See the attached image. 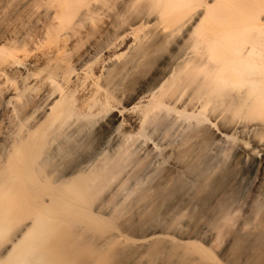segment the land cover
Masks as SVG:
<instances>
[{
    "label": "bare ground",
    "instance_id": "obj_1",
    "mask_svg": "<svg viewBox=\"0 0 264 264\" xmlns=\"http://www.w3.org/2000/svg\"><path fill=\"white\" fill-rule=\"evenodd\" d=\"M0 264H264V0H0Z\"/></svg>",
    "mask_w": 264,
    "mask_h": 264
},
{
    "label": "rangeland",
    "instance_id": "obj_2",
    "mask_svg": "<svg viewBox=\"0 0 264 264\" xmlns=\"http://www.w3.org/2000/svg\"><path fill=\"white\" fill-rule=\"evenodd\" d=\"M258 155H259V156H258V158H259V159H261V158H262V156H263V155H261V154H258ZM260 156H261V157H260Z\"/></svg>",
    "mask_w": 264,
    "mask_h": 264
}]
</instances>
